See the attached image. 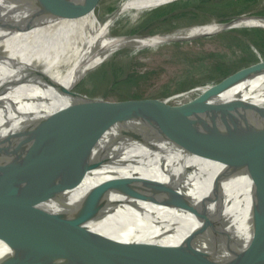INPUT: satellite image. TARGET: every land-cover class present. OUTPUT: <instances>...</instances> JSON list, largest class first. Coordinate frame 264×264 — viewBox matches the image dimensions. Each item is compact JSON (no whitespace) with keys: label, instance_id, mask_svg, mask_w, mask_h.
I'll use <instances>...</instances> for the list:
<instances>
[{"label":"water","instance_id":"95a60500","mask_svg":"<svg viewBox=\"0 0 264 264\" xmlns=\"http://www.w3.org/2000/svg\"><path fill=\"white\" fill-rule=\"evenodd\" d=\"M243 17L264 19L241 16L219 24L223 28L216 33L235 28ZM259 74H264V61L213 85L217 89L206 100L201 96L195 115L188 121L160 120L147 126L172 122L180 128L186 123L185 128L167 137L169 144L146 133L149 128L140 119L153 114L142 117L129 108L74 93L75 101L66 107L35 110L31 106L3 114L0 226L31 214L55 228L84 234L101 244L106 256L83 264H264V148L250 151L252 144L264 142V128L244 140H235L241 126L223 141L212 133L209 138L215 137L222 144L218 153L210 144L207 149L193 151L202 156L216 154L219 161L235 168L258 170L243 193L227 189L223 177L178 152L201 138L225 92ZM4 87L13 88V84ZM10 92L12 97V89ZM221 121L225 127L235 122L228 114ZM102 170L98 182L84 184L87 176ZM78 189L90 190L79 196L75 193ZM123 189L131 196L188 211L203 227L184 246H166L156 241L160 233L133 208L123 210L130 216L121 228L124 237L110 235L107 225L121 211L112 210L116 204L106 195ZM4 239L0 231V240ZM54 247L50 245L54 252L48 257L55 256L59 245ZM32 262L66 264L43 259Z\"/></svg>","mask_w":264,"mask_h":264},{"label":"bare ground","instance_id":"6f19581e","mask_svg":"<svg viewBox=\"0 0 264 264\" xmlns=\"http://www.w3.org/2000/svg\"><path fill=\"white\" fill-rule=\"evenodd\" d=\"M100 1L0 0V118L3 114L31 106L40 110L72 104L75 101L73 89L92 66L104 63L118 47L154 46L173 37L193 38L213 34L223 28L213 22L167 36L115 38L111 29L119 19L125 16L135 19L142 12L175 0H132L105 21L96 14ZM241 19L235 27L264 29L262 18ZM9 84H13V88L4 87ZM216 89L215 86H205L197 91L206 100ZM221 97L204 135L185 148L180 147L178 152L201 163L206 171L223 177L227 189L233 188L243 193L250 187L251 177L258 170L235 168L219 161L214 157L216 154L202 156L193 151L207 149L210 144L217 148L218 153L222 144L219 145L215 137L209 138L212 133L219 135L218 140L221 141L231 138L232 131L235 128L240 130L239 126L242 131L235 140H244L248 134L259 133L257 129L251 130L250 126L259 125L261 120L264 122V74L243 81ZM227 114L235 120L230 127H225L221 121ZM186 125L178 128L170 122L143 131L149 132L156 140L169 142L167 137L178 133ZM252 145L250 151L253 153L264 148V142ZM104 171L93 177L87 176L84 184L98 182ZM89 190L78 189L75 193L81 196ZM122 191L126 190H112L106 195L110 203L116 204L112 210L121 211L107 225L110 235L124 237L121 228L130 221V216L123 210L133 208L153 230L160 233L156 241L166 246H184L203 227V223L188 211L156 204ZM135 192L147 196L143 191ZM32 217L31 214L21 216L0 226V231L5 235V239L0 240V264H31L40 259L53 263L83 264V261L106 256L103 246L86 235L55 228ZM50 245H59L54 257H48L54 252L53 248L50 250Z\"/></svg>","mask_w":264,"mask_h":264},{"label":"rangeland","instance_id":"374dc122","mask_svg":"<svg viewBox=\"0 0 264 264\" xmlns=\"http://www.w3.org/2000/svg\"><path fill=\"white\" fill-rule=\"evenodd\" d=\"M130 1L101 0L97 17L105 21ZM241 16L264 17V0H175L142 12L138 19H119L111 34L115 38L173 35ZM262 61L263 28L235 27L193 38L173 37L154 46L118 47L104 63L92 66L72 93L129 108L142 117L153 114L140 119L146 127L160 120L185 122L201 103L197 89L222 84ZM263 123L250 128L261 130Z\"/></svg>","mask_w":264,"mask_h":264}]
</instances>
